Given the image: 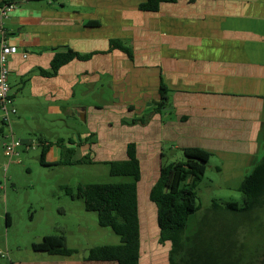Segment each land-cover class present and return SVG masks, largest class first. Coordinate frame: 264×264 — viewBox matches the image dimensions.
Listing matches in <instances>:
<instances>
[{
	"label": "crops",
	"instance_id": "obj_1",
	"mask_svg": "<svg viewBox=\"0 0 264 264\" xmlns=\"http://www.w3.org/2000/svg\"><path fill=\"white\" fill-rule=\"evenodd\" d=\"M145 1L62 0L48 8L16 9L11 0H0L16 5L3 22L8 43L18 49L8 59L17 111L11 130L21 137L41 130L39 116L61 115L62 103L79 85L94 96L108 86L113 102L106 116V106L100 108L97 102L84 107L86 132L71 139L67 148L61 144L69 161L124 160L126 146L134 143L141 178L157 179L160 146L167 142L180 151L200 148L216 154L227 176L243 173L256 162L252 156L264 142V0H174L159 4L156 11L140 9ZM112 44L129 48L132 58ZM66 50L91 57L70 61L55 76L42 75L54 54ZM161 85L167 90L164 108L170 109L152 114ZM143 115H149L145 125L122 123ZM151 182L150 187L140 185L145 193L138 207L143 212L138 213L141 239L142 227L152 226ZM147 232L157 244L158 229ZM75 254H47L40 262L17 264H111Z\"/></svg>",
	"mask_w": 264,
	"mask_h": 264
},
{
	"label": "rangeland",
	"instance_id": "obj_2",
	"mask_svg": "<svg viewBox=\"0 0 264 264\" xmlns=\"http://www.w3.org/2000/svg\"><path fill=\"white\" fill-rule=\"evenodd\" d=\"M11 1L17 4L16 9L24 6L48 8L49 4L48 0ZM60 1L62 0L52 2V5ZM65 1L67 3V0ZM66 9L71 8L66 4ZM11 29L16 31V28ZM14 88L15 86L11 90ZM111 93L106 86L102 91L101 88L100 91H96L97 95L94 96L91 92L86 94L79 85L74 96L62 103L64 112L61 115L48 118L39 116L38 122L42 124L41 130L25 133L24 137H21L22 135L12 129L16 139L34 142V149L25 150L24 146L18 148V156L11 161L3 154V134L6 135L8 132L7 128L3 129L4 133L0 134V264L32 263L49 258L47 253L35 252L32 249L33 244L41 242L42 238L47 235L64 236L67 247L75 250V257L79 259L82 257L87 259L88 252L93 247L119 244L118 236L109 228L98 225L96 213L84 210L82 200L77 197L76 187L81 183H119L129 182L130 179L110 176L107 165L92 159L81 164H65L64 161H69L70 154L66 157L63 154L64 148L69 147V141L71 139L76 141L77 135L82 136L87 130V124L81 112L84 107L97 102L96 106L100 108L106 106V116L113 102ZM18 99L19 96L16 100ZM101 100L105 102H100ZM163 108L160 114L166 112ZM108 125L114 128L115 122L110 121ZM58 138L62 141L56 146ZM41 140L46 141L48 145ZM62 143L64 148H62ZM43 148H45L44 152ZM160 149L163 151L162 164L184 160L182 152L170 147L167 142L162 143ZM42 152L43 157H41ZM141 154H145L143 150ZM263 154L264 142L252 157L256 158L257 162ZM255 163L249 165L239 175L227 176L223 170V161L216 154L211 155L203 177L195 186L199 208L189 219L188 228L193 229L211 211L213 202L221 207L228 204H236L240 207L242 194L238 187L243 178L251 172ZM150 180L155 182L156 179L151 178ZM150 180L145 177L140 180L138 207L145 198L140 185L150 187L152 183ZM149 202L148 205L152 208L149 212L152 215V220L150 219L152 226L142 227L139 264H168L169 244L153 245V241L148 237L149 229L157 230L155 208ZM138 213L143 212L138 210ZM253 215L258 217V222H253L248 227L249 234L244 231L246 227L241 228L236 239L239 243L242 241L244 259H255L254 263L259 264L264 253V207L255 211ZM138 217L140 219V215ZM6 218H8V224Z\"/></svg>",
	"mask_w": 264,
	"mask_h": 264
},
{
	"label": "trees",
	"instance_id": "obj_3",
	"mask_svg": "<svg viewBox=\"0 0 264 264\" xmlns=\"http://www.w3.org/2000/svg\"><path fill=\"white\" fill-rule=\"evenodd\" d=\"M167 1L174 0H146L140 9L156 11L159 4ZM112 45L132 58L129 48ZM90 57L91 54L81 56L71 50L57 52L51 60L49 71H41V74L55 76L70 61H85ZM166 93L167 90L161 85L159 101L154 103L152 114L160 113L165 106ZM148 119L149 115H143L130 121L123 120L122 123L145 125ZM181 152L184 160L160 163L158 178L149 192V201L155 207L158 243L169 244L168 264H255V259H244L242 241L239 243L236 237L244 227V231L249 234L248 227L258 222L254 212L264 207V154L238 187L242 194V205L228 204L221 207L213 202L211 211L193 229H189V219L199 208L195 186L203 177L212 154L200 148H183ZM43 155L42 152L41 157ZM162 157L163 154L160 155ZM86 161L90 159L84 157L79 161L64 163L81 164ZM101 163L109 167L110 176L129 178L130 181L77 185V197L82 200L84 210L96 213L98 225L109 228L119 237L118 245L91 248L87 259L111 264H139L141 242L137 184L141 173L136 145L129 143L126 146V159ZM32 249L64 257L76 253L67 247L62 235L44 236L41 242L32 245ZM259 264H264V253Z\"/></svg>",
	"mask_w": 264,
	"mask_h": 264
},
{
	"label": "built area",
	"instance_id": "obj_4",
	"mask_svg": "<svg viewBox=\"0 0 264 264\" xmlns=\"http://www.w3.org/2000/svg\"><path fill=\"white\" fill-rule=\"evenodd\" d=\"M55 0H48L51 4ZM16 8L14 3L0 4V111L2 125L8 129L6 135L3 136L2 150L5 157L11 161L18 156L17 149L24 146L25 150L34 149V142L26 143L21 139H16L11 130V118L16 115L17 111L12 104L10 95V85L8 83V59L16 55L18 49L15 45H11L7 41L6 30L3 26V20L8 14ZM23 58L26 54H22Z\"/></svg>",
	"mask_w": 264,
	"mask_h": 264
},
{
	"label": "water",
	"instance_id": "obj_5",
	"mask_svg": "<svg viewBox=\"0 0 264 264\" xmlns=\"http://www.w3.org/2000/svg\"><path fill=\"white\" fill-rule=\"evenodd\" d=\"M164 110L170 109V108H163ZM84 117V114L82 115ZM202 165H205L204 162H201Z\"/></svg>",
	"mask_w": 264,
	"mask_h": 264
}]
</instances>
